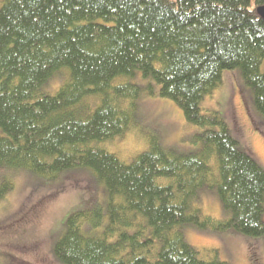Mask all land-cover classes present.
I'll return each instance as SVG.
<instances>
[{
    "label": "trees",
    "instance_id": "16d2710c",
    "mask_svg": "<svg viewBox=\"0 0 264 264\" xmlns=\"http://www.w3.org/2000/svg\"><path fill=\"white\" fill-rule=\"evenodd\" d=\"M264 0H4L0 6V167L50 180L88 170L106 207L70 213L53 246L60 264H221L183 226L264 236V168L201 102L240 69L264 116ZM159 85L205 128L179 154L156 135L126 162L106 143L137 122L143 88ZM58 78L59 84H52ZM49 89V90H48ZM48 90V91H47ZM147 90L155 94L149 84ZM105 184V185H104ZM14 181L0 182V200ZM216 188L228 220L193 201ZM196 206V207H195ZM255 253H253L254 255Z\"/></svg>",
    "mask_w": 264,
    "mask_h": 264
},
{
    "label": "rangeland",
    "instance_id": "374dc122",
    "mask_svg": "<svg viewBox=\"0 0 264 264\" xmlns=\"http://www.w3.org/2000/svg\"><path fill=\"white\" fill-rule=\"evenodd\" d=\"M239 70L224 72L222 84L201 102L202 113L221 114L240 148L264 168V116L256 109L253 93ZM131 82L143 88L137 100V122L127 134L107 142L108 149L129 162L156 135L168 150L179 154L197 151L200 144L195 136L205 128L188 122L175 101L161 97L152 78L138 73ZM52 84L58 85V78ZM149 84L155 94L148 92ZM4 178H11L14 187L0 200V264H60L53 246L66 217L77 210L106 207L103 184L88 170L68 171L50 180L26 170L0 167V182ZM193 202L216 220L230 218L216 188L200 189ZM183 229L187 242L206 261L264 264V236H246L234 229L217 231L193 223H186Z\"/></svg>",
    "mask_w": 264,
    "mask_h": 264
},
{
    "label": "water",
    "instance_id": "95a60500",
    "mask_svg": "<svg viewBox=\"0 0 264 264\" xmlns=\"http://www.w3.org/2000/svg\"><path fill=\"white\" fill-rule=\"evenodd\" d=\"M257 12H258V14L260 15V17L264 19V5L259 6V7L257 8Z\"/></svg>",
    "mask_w": 264,
    "mask_h": 264
}]
</instances>
